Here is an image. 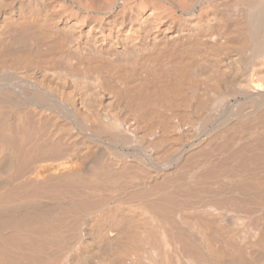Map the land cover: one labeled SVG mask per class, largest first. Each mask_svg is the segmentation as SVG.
Here are the masks:
<instances>
[{"label":"bare ground","instance_id":"obj_1","mask_svg":"<svg viewBox=\"0 0 264 264\" xmlns=\"http://www.w3.org/2000/svg\"><path fill=\"white\" fill-rule=\"evenodd\" d=\"M0 264H264V0H0Z\"/></svg>","mask_w":264,"mask_h":264}]
</instances>
